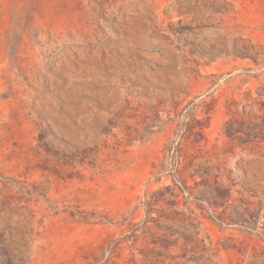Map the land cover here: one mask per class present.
Instances as JSON below:
<instances>
[{
	"label": "rangeland",
	"instance_id": "1",
	"mask_svg": "<svg viewBox=\"0 0 264 264\" xmlns=\"http://www.w3.org/2000/svg\"><path fill=\"white\" fill-rule=\"evenodd\" d=\"M0 264H264V0H0Z\"/></svg>",
	"mask_w": 264,
	"mask_h": 264
},
{
	"label": "trees",
	"instance_id": "2",
	"mask_svg": "<svg viewBox=\"0 0 264 264\" xmlns=\"http://www.w3.org/2000/svg\"><path fill=\"white\" fill-rule=\"evenodd\" d=\"M185 184L187 185V182H185ZM146 203L149 204V201H147Z\"/></svg>",
	"mask_w": 264,
	"mask_h": 264
}]
</instances>
